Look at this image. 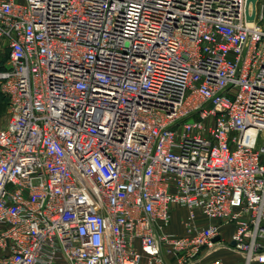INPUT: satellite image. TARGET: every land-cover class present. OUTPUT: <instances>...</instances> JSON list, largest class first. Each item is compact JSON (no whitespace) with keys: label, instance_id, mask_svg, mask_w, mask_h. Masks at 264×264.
Listing matches in <instances>:
<instances>
[{"label":"built area","instance_id":"2783aa9c","mask_svg":"<svg viewBox=\"0 0 264 264\" xmlns=\"http://www.w3.org/2000/svg\"><path fill=\"white\" fill-rule=\"evenodd\" d=\"M246 2L0 0V264H264V0Z\"/></svg>","mask_w":264,"mask_h":264},{"label":"rangeland","instance_id":"374dc122","mask_svg":"<svg viewBox=\"0 0 264 264\" xmlns=\"http://www.w3.org/2000/svg\"><path fill=\"white\" fill-rule=\"evenodd\" d=\"M259 1V0H257ZM7 46L3 43L0 44V64L2 62L6 63L7 60ZM5 123V121H3ZM3 123V124H4ZM2 122H0V126L3 125ZM220 256L223 258L224 261H227L229 264H239L242 260L241 255L235 251L233 248L226 247L217 250L212 256Z\"/></svg>","mask_w":264,"mask_h":264},{"label":"crops","instance_id":"0c3cea01","mask_svg":"<svg viewBox=\"0 0 264 264\" xmlns=\"http://www.w3.org/2000/svg\"><path fill=\"white\" fill-rule=\"evenodd\" d=\"M8 53V50H7ZM7 62V60H6ZM3 121H5V111L4 114L0 116V122H2V124L4 123ZM185 215V209L184 208H177L173 214V222H172V230L174 232H176L177 234H181L183 232V228L180 225V220L184 217ZM222 239L225 241H229L230 240V236L233 232V227L231 225H226L223 227V231H222ZM226 264H229L231 262H227L225 261Z\"/></svg>","mask_w":264,"mask_h":264},{"label":"trees","instance_id":"16d2710c","mask_svg":"<svg viewBox=\"0 0 264 264\" xmlns=\"http://www.w3.org/2000/svg\"><path fill=\"white\" fill-rule=\"evenodd\" d=\"M7 58H8V53H7ZM5 66L6 63L2 62L0 64V70H3ZM6 103H7L6 97L0 92V116L4 114V111L6 109Z\"/></svg>","mask_w":264,"mask_h":264},{"label":"water","instance_id":"95a60500","mask_svg":"<svg viewBox=\"0 0 264 264\" xmlns=\"http://www.w3.org/2000/svg\"><path fill=\"white\" fill-rule=\"evenodd\" d=\"M255 2H256V0H247V2H246V8H247V10H248V6H249V4H251V7H252V14L250 15V16H248L250 19H252L253 18V16H254V11H255ZM216 239V238H215Z\"/></svg>","mask_w":264,"mask_h":264}]
</instances>
